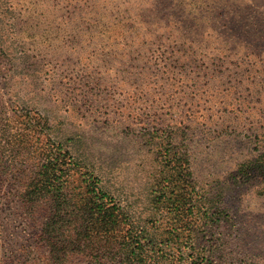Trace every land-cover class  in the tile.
<instances>
[{
    "label": "rangeland",
    "instance_id": "374dc122",
    "mask_svg": "<svg viewBox=\"0 0 264 264\" xmlns=\"http://www.w3.org/2000/svg\"><path fill=\"white\" fill-rule=\"evenodd\" d=\"M0 49L2 165L31 168L34 149L5 130L15 112L40 115L151 227L160 151L182 150L183 128L198 187L221 212L198 247L212 264H264V0H0ZM41 221L1 199L0 264H46Z\"/></svg>",
    "mask_w": 264,
    "mask_h": 264
},
{
    "label": "trees",
    "instance_id": "16d2710c",
    "mask_svg": "<svg viewBox=\"0 0 264 264\" xmlns=\"http://www.w3.org/2000/svg\"><path fill=\"white\" fill-rule=\"evenodd\" d=\"M28 119L15 112L5 133L11 143L34 149L32 166L18 174L12 163H0V201L13 198L33 218L42 216L36 247L45 251L46 264H71L80 257L93 264H212L197 238L203 229L214 231L221 212L198 187L183 128L182 150L160 151L152 226L144 227L63 143L49 139L43 117Z\"/></svg>",
    "mask_w": 264,
    "mask_h": 264
}]
</instances>
